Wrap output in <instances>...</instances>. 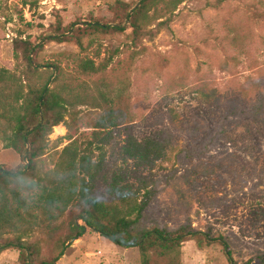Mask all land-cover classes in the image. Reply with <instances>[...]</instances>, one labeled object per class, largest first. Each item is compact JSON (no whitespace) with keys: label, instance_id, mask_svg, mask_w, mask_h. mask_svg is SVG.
Returning <instances> with one entry per match:
<instances>
[{"label":"rangeland","instance_id":"374dc122","mask_svg":"<svg viewBox=\"0 0 264 264\" xmlns=\"http://www.w3.org/2000/svg\"><path fill=\"white\" fill-rule=\"evenodd\" d=\"M117 1L139 0H29L38 3L31 8L23 0H0V67L13 71L22 65V59H15V41H31L42 47L39 61H60L64 86L74 87L78 73L66 61L68 53L95 57L96 51L120 47L123 39L108 37L83 52L74 43L49 37L60 25H74L75 30L96 19L109 21L110 6ZM262 11L264 0H187L169 25L154 24L153 36L136 49L131 66L132 51L127 50L97 77L125 89L121 103L130 105V125L139 139L161 134L169 144L152 170L138 172L158 193L147 212L150 225L211 230L226 239L238 264H264V106L255 114L264 101ZM79 115V133L90 135L99 112L83 107ZM117 132L105 149L106 180L94 189L105 202L113 201L109 182L114 175L136 187L141 184L134 163L122 157L125 128ZM67 133L61 125L50 136L43 178L67 159L62 151L69 141L61 140ZM99 153L95 150L96 160ZM20 165V156L0 141V166ZM182 251V264H230L219 244L199 249L190 241ZM0 264H20L19 252H5ZM58 264H141V254L138 248L88 232Z\"/></svg>","mask_w":264,"mask_h":264},{"label":"trees","instance_id":"16d2710c","mask_svg":"<svg viewBox=\"0 0 264 264\" xmlns=\"http://www.w3.org/2000/svg\"><path fill=\"white\" fill-rule=\"evenodd\" d=\"M186 1H117L110 6L109 21L96 19L75 30L74 25L57 27L49 38L74 43L83 52L108 37L123 39L120 47H106L104 54L96 51L95 57L68 53L66 61L78 73L74 87L64 86L60 61L44 65L39 61L42 47L31 41H15V59H22V65L13 71L0 67V141L6 150L20 156L21 165L0 166V257L7 251H18L20 264H58L75 241L95 232L118 246L138 248L141 264H182L183 246L190 241L199 249L219 244L229 263L238 264L226 239L213 236L211 230L198 231L191 224L176 229L150 225L147 212L158 193L138 172L152 170L165 158L169 144L161 134L139 139L130 125L134 122L130 105L121 103L127 97L125 89L104 77L97 78L127 50L132 51L131 66L136 49L153 36L154 24L159 21V28L169 25ZM37 4L23 0L25 8ZM157 14L162 16L155 18ZM260 15L264 18V11ZM46 73L49 76L44 81ZM263 106L264 101L255 107V114L262 112ZM83 107L99 112L90 135L78 131ZM61 125L68 130L61 139L69 141L62 151L67 159L43 178L50 136ZM121 128L126 131L122 157L134 163L141 184L136 187L114 175L109 182L113 201L105 202L95 196L94 189L105 179V149ZM95 150L100 152L97 160Z\"/></svg>","mask_w":264,"mask_h":264}]
</instances>
